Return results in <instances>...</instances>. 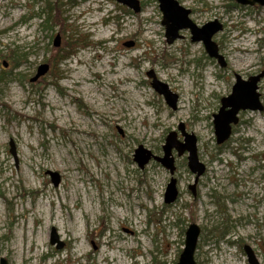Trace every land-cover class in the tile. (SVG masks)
Here are the masks:
<instances>
[{
  "label": "rangeland",
  "instance_id": "374dc122",
  "mask_svg": "<svg viewBox=\"0 0 264 264\" xmlns=\"http://www.w3.org/2000/svg\"><path fill=\"white\" fill-rule=\"evenodd\" d=\"M139 1L135 14L116 0H0L7 264H176L190 224L200 230L196 264H248L244 246L264 264V109L241 111L222 145L213 125L235 76L264 73V7L178 0L198 27L222 24L212 38L221 67L189 30L167 44L158 3ZM105 29L113 36L99 35ZM40 64L49 73L30 83ZM150 71L177 96L175 110L153 90ZM258 92L264 108V77ZM181 124L205 166L195 197L187 153L172 150L173 176L154 160L142 170L133 161L139 146L162 157L170 133L184 143ZM47 172L59 174L57 187ZM171 177L178 198L166 205ZM53 229L61 250L50 244Z\"/></svg>",
  "mask_w": 264,
  "mask_h": 264
},
{
  "label": "water",
  "instance_id": "95a60500",
  "mask_svg": "<svg viewBox=\"0 0 264 264\" xmlns=\"http://www.w3.org/2000/svg\"><path fill=\"white\" fill-rule=\"evenodd\" d=\"M158 3V8L162 14L161 25L165 29V39L167 44L171 45L176 40L181 39L180 33L189 30L191 42H201L209 58L216 59L221 67H224L223 57L219 54L218 47L213 42V36L221 32L223 26L217 20L208 22L202 27H198L190 19L191 11L181 6L178 0H155ZM240 6H260L264 7V0H233ZM120 5L125 6L133 13L138 14L141 10L139 0H116ZM59 36L55 38L54 47H59ZM125 47L131 48L134 46L132 42L124 44ZM6 67V64H4ZM49 71V65L40 64L37 67L35 75L30 79V83H36L41 77H44ZM147 77L151 79V86L155 92L164 97L166 104L173 110L176 109L177 96L172 93L168 86L157 80L152 71L147 72ZM264 77V73L249 77L247 80L241 79L238 75L235 76V83L232 87L231 94L221 99V107L218 114L213 115L214 135L217 145H222L231 137L232 126L238 123L237 115L240 111H263V106L260 102V94L258 93V83ZM179 132L184 138V143L175 141L176 134L170 133L166 138V144L163 146V156L158 157L150 151L139 146L133 155V161L139 169L144 167L151 161L162 165L173 176L175 174L174 159L172 150H176L179 156L187 153V166L189 171L194 175L193 184L189 186V191L195 196V187L199 178L205 172V166L201 164L197 156L196 138L192 134H187L184 126L181 124L178 127ZM121 133V131H119ZM10 153L14 156V146L10 143ZM51 177V182L54 187H57L60 182V176L57 173L47 172ZM178 198V190L176 179L171 177L166 185L164 193V202L166 205L173 204ZM200 230L196 224H190L185 232L184 248L179 256L176 264H196L194 254ZM50 244L56 245V250H61L64 244L59 240L55 230L53 229L50 236ZM248 264H260L253 250L244 246L243 248ZM0 264H7L6 260L1 258Z\"/></svg>",
  "mask_w": 264,
  "mask_h": 264
},
{
  "label": "bare ground",
  "instance_id": "6f19581e",
  "mask_svg": "<svg viewBox=\"0 0 264 264\" xmlns=\"http://www.w3.org/2000/svg\"><path fill=\"white\" fill-rule=\"evenodd\" d=\"M55 9H58V7H56ZM47 17H49L51 20H53V21H56V16H51L49 13L47 14ZM97 23V21H95V20H90L89 21V25L90 26H93L94 24H96ZM99 35H101L102 37H104V38H110V37H112L113 36V34H110V32H109V30L108 29H105V30H103V31H101L100 33H99ZM105 258H108V259H110V258H112L113 260H114V258L115 257H113V256H106ZM118 264H120V262H118Z\"/></svg>",
  "mask_w": 264,
  "mask_h": 264
},
{
  "label": "flooded vegetation",
  "instance_id": "af4514ba",
  "mask_svg": "<svg viewBox=\"0 0 264 264\" xmlns=\"http://www.w3.org/2000/svg\"><path fill=\"white\" fill-rule=\"evenodd\" d=\"M140 4H141V3H140ZM133 44H134V42H133ZM131 48H132V47H131ZM47 65H48V64H47ZM36 70H37V68H36ZM36 70H35V73H36ZM49 71H50V66H49ZM49 71H48V73H49ZM48 73H47V74H48ZM47 74H46V75H47ZM34 75H35V74H34ZM46 75H45V76H46ZM45 76H44V77H45ZM44 77H41L37 82H39V81H40L42 78H44ZM260 81H261V80H260ZM259 83H260V82H259ZM259 83H258V85H259ZM247 111H248V110H247ZM240 112H241V111H240ZM240 112H239V113H240ZM239 113H238V115H239ZM238 115H237V118H238ZM238 122H239V119H238ZM237 124H238V123H237ZM237 124H236V125H237ZM204 173H205V172H204ZM202 176H203V175H202ZM202 176H201V177H202ZM201 177H200V178H201ZM200 178H199V179H200ZM198 181H199V180H198ZM197 184H198V182H197ZM197 184H196V187H195V196H196ZM188 189H189V188H188ZM192 196H193V195H192ZM195 196H193V197H195ZM228 244H229V243H228ZM254 254H255V253H254ZM255 256H256V255H255Z\"/></svg>",
  "mask_w": 264,
  "mask_h": 264
}]
</instances>
